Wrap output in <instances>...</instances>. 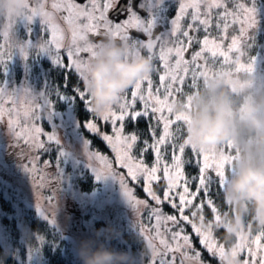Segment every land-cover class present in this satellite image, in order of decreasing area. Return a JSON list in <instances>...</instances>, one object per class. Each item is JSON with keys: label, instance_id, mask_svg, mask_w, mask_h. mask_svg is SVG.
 Here are the masks:
<instances>
[{"label": "snow or ice", "instance_id": "6c2138e0", "mask_svg": "<svg viewBox=\"0 0 264 264\" xmlns=\"http://www.w3.org/2000/svg\"><path fill=\"white\" fill-rule=\"evenodd\" d=\"M119 3L120 0H83V3H77L76 0H52V11H46L45 4L37 0L35 6L29 3L24 19L32 22L35 17L41 18L42 23L46 25L47 33L51 34V39L42 41L41 49L48 51L56 63L63 64L67 69L78 73L79 76L83 75L88 61L96 55L97 49L100 47V44L88 41L90 33L103 37H120L121 40L128 42L131 40V50L136 53L146 49L154 56V50L159 48V59L163 62V69L157 70V72H162L159 75V85L155 89L153 88L152 74L142 77L132 86L130 93L128 89L122 93L120 102L115 108L110 107L105 113L98 116L110 125L112 132L111 135L103 134L102 139L115 153L119 165L127 170V176L137 182L144 181V191L156 207L148 206L147 201L137 200L128 187L126 178L114 171L111 162L99 153H89L90 165L98 177L113 175L119 179L125 196L138 215L141 206L149 207L148 219L155 220L154 235L149 234V229L144 227L139 219L136 227H138L142 238L158 240L159 245L162 246L163 250H158L157 243H155L150 264H176V252L180 253V264H204L201 253L191 244V236L186 233L185 225L192 228V234L199 239L201 246L210 256L214 258L223 256V244L215 239L210 230L205 231L201 224L197 223V220L205 219L200 213L207 206L214 214V218L219 221L221 210L211 196L213 176L209 172H214L216 182L220 187H223L226 182L225 167L226 165L231 166L236 155L225 154L223 149H220L218 153L203 151L189 139L183 138L181 133L188 118L182 113H175L172 104L177 97H186L190 106L191 96L184 92L186 81L190 79L191 83L188 87L198 89L201 80L204 81L216 74L208 67V54L214 61L222 57L224 64H234L236 72H254V58L247 64L242 63L240 58L245 55L242 50L243 42L248 37L249 31L257 24L256 8L238 3L237 11H232L228 9L224 0H179L178 12L171 21L170 32L161 36L154 35L155 19L141 18L133 9V0H128L125 5L116 9V5ZM139 7L143 8L145 4L142 3ZM202 7L204 8L203 12L201 11ZM220 8H223V11L217 13L216 28L218 30L226 34L232 24H240V35L230 37L231 43L227 45L226 51L222 50L221 43H217V40L223 41L225 36L210 39L209 35L213 10ZM113 10L127 13V18L120 22L109 19L108 13ZM61 11L66 13L62 19L66 21L71 32V39L67 45L63 43L64 30L55 22V13ZM189 15L191 23L186 26V30H182L181 21ZM15 23L9 19L4 28L3 36L6 45L0 44V63L10 59L17 47L20 48L23 55H28L26 46H22L18 42L7 43L10 30ZM130 30L145 34L147 39H132L129 35ZM201 30L205 32L202 40L195 35ZM170 37H175V39L171 40ZM195 44L200 45L199 50L192 51L190 58L186 59V52ZM62 49L65 50L69 60L67 64L64 63V57L60 54ZM79 53H89V59L87 61L80 59ZM230 53L237 54L234 61L231 59ZM172 57H175L174 63L171 62ZM221 72L229 77L232 75L231 72ZM144 85L146 87H143ZM78 88V86H74V90ZM79 94L90 105L86 91L79 89ZM37 100L27 87L20 90H9L4 84H0V121L5 115L8 116V129L15 138L17 146L23 140L30 149L44 152L48 142L56 141L58 143L59 141L55 134H45L43 128L36 123L40 120L41 112L45 106V102L36 103ZM138 103L139 109L136 107ZM8 104H11L12 107H6ZM14 113L15 115H13ZM21 116L28 119L27 125L21 124ZM142 119L148 125L147 137L141 140V135L135 131L129 134L124 133L126 121L137 123ZM87 127L93 133L100 131L94 120L89 121ZM158 128L160 129L159 135H157ZM41 136H45L46 140L41 139ZM137 143H142L143 147L139 149L140 155L134 156L132 152ZM226 145L238 152L231 142ZM189 148L193 156L190 159H185L186 149ZM148 153L153 156L151 165L147 164L144 159ZM166 155H170V161L165 159ZM28 159L29 163L25 164L24 168L32 175L34 183L37 180L40 181L38 186L45 187L60 181L59 171L55 173L54 178L49 177L44 171L51 166L52 161H44L43 165L39 166L38 157H29ZM95 160L104 162L103 169L93 166L91 161ZM189 164L198 168L196 175L189 176L185 173V166ZM191 182H196L195 191L190 187ZM153 184L161 187L162 196L153 190ZM55 191V189H51L52 194L44 198L51 211H46L39 203L37 204L38 211L52 223H55L58 206ZM201 193L204 194L202 199H200ZM198 199L199 202L194 203ZM164 204L171 207L174 214H165L163 212ZM186 211L190 212V215H186ZM161 226L164 228L163 232L160 231ZM165 233L170 234L171 241L175 244L174 248L165 238ZM41 239L43 238L41 237ZM262 239H264V231L259 232L255 237L241 235L237 248L233 249V255L246 251L251 259H245L243 264H264Z\"/></svg>", "mask_w": 264, "mask_h": 264}, {"label": "rangeland", "instance_id": "374dc122", "mask_svg": "<svg viewBox=\"0 0 264 264\" xmlns=\"http://www.w3.org/2000/svg\"><path fill=\"white\" fill-rule=\"evenodd\" d=\"M224 2L227 4L228 9L232 11H237L236 6L238 3H243L247 7L254 6L256 8L257 24L249 31L248 37L243 42L244 47L242 50L245 52V55L240 59L242 63L247 64L249 60L251 61L254 58V72L256 74V78L260 83H264V0H254V3L253 0H224ZM222 11L223 8L213 10L211 30L213 37H211V39H215V35H217V37L219 36L220 30L216 28L218 19L217 13ZM2 22L6 25L8 23V21H0V24ZM35 23V28L39 34V43L41 45L42 41L49 40V37L47 36V38H45L42 35L41 29L43 24L41 19H36ZM4 28L0 29V32H3ZM27 28L29 29L28 25ZM239 30L240 24L236 23L230 26L226 34L223 32V36L226 38L223 41L217 40V43L222 44V50H227V45L231 43V36L240 35ZM69 33L70 35L68 36L64 35L63 43L65 45L70 42L71 32L69 31ZM16 42L22 46L27 44V48H29V45L31 44L30 38L22 28V23L20 20L17 25L16 23L14 24L12 36H9L7 41V43ZM0 44L6 45L3 35L1 36ZM255 45L258 46V50L252 57H249L250 50L253 49ZM198 50L199 48L196 49V51ZM28 51V55L25 56L22 54L20 48L17 47L10 59H6L3 63H0V71L4 70L6 75H8V78L1 81V83L10 90H20L27 87L38 99L36 103L45 102V106L41 112L40 120L36 121V123L43 128L45 134H55L59 142H48L44 152L30 149L25 145L23 140H21L19 142V146H17L15 138L8 129V116L5 115L2 121H0V202L5 201L6 206L9 207L8 210L3 208L7 218L10 220H16L18 226L22 229L19 231V233L21 239L25 241L27 246V251L24 252L26 254L23 260L24 264H47V262L43 260L44 257L37 246L39 241L42 240L41 237L43 235H36L37 232L34 233L30 228V222H33V215H37L40 218L47 220L50 226L59 230L61 233H64L62 236L70 243L75 264H81V261L78 258V246L80 241L88 238H96L97 230L107 229L109 226L118 230L116 237L108 241L112 247L118 250H125L139 254L142 248V236L138 232V227H136L137 220L139 219L140 223L149 229V234L154 235L155 220L148 219L149 207L141 206L138 215L125 196L119 179L113 175L101 177L97 176V173L90 165L89 153L97 152L110 161L112 169L126 178L127 185L132 190L134 197L137 200L147 201V205L150 207H156L154 202L146 195L144 191V181L140 180L137 182L128 177L127 170L119 165L117 159L115 158V153L111 148L110 149L112 153H107L99 149H95V147L92 145L91 137L87 134L86 130H89L88 132L92 131L87 127V123L91 120H94L100 130L99 133L101 135H111V127L107 129L106 122L97 118L95 113H93L94 116L91 119L82 121L73 109V99L68 102V108L59 110L52 105L50 98L51 90L49 89V86L47 87L46 83L44 87L47 89L36 88L38 84L37 82L33 83L35 81H31L32 77L30 76L31 59L37 54L45 56L50 53L48 51L42 50L41 48H35L34 46ZM155 53L156 55H159V50H155ZM60 54L65 55V50L62 49ZM208 55V67L212 72L217 73L225 71L231 72L232 74H239L243 72H236L234 64H224L222 57L214 61L210 54ZM230 56L234 61L237 54L230 53ZM174 60L175 57H172L171 62L174 63ZM9 61L18 62L22 65L23 69L26 68V72L29 75L30 81L26 82L25 80H21L18 84L11 85L10 80H14V74H12L10 70L11 64H7ZM143 87H146V85ZM85 106L91 109L90 105L86 102V99ZM6 107H12V105L8 104ZM13 115H15V113ZM28 123V119L21 116V124L27 125ZM124 133L129 134L125 131V129ZM41 139L46 140V137L41 136ZM4 144L5 146H9L8 144H10L14 147H17L19 154L23 153L21 157H26V161L19 162L18 160H20L19 158L21 157L17 156L14 160H17L14 168L9 169L8 167L4 166V163H6L7 159L6 156H4ZM220 149H223L225 154L235 155L234 149L228 148L227 145L221 146ZM41 152L43 155H41ZM38 153H40L39 155L41 158ZM132 155L138 156L135 152H132ZM29 157H38L39 166H42L44 161H52L51 166L44 169V171L51 178H54L55 173L59 171L61 177L60 181L58 183H51L45 187L38 186L40 184L39 180L34 183L32 180V175L29 174L24 168V165L29 163ZM91 163L98 169H103V161L95 160L91 161ZM146 163L149 165L152 164L147 161ZM229 170L230 165H226L225 175L228 174ZM87 172H91L93 177L96 178H94V180L98 181L93 190L85 189L82 183L85 182V179H87ZM209 174L213 176V184L218 185L214 172L210 171ZM152 187L157 194L162 196L160 186L153 184ZM51 189L56 190L55 196L57 197L58 205L55 223H52L50 219H46L45 215L37 209V204L39 203L46 211H51L48 202L44 199L45 197L52 194ZM53 203H55V201H53ZM13 209L14 211H12ZM0 210L2 211L1 208ZM163 212L165 214H174L173 210H171L172 213L167 211L165 204L163 205ZM185 214L190 215V212L186 211ZM200 214H202L206 220H210L214 217V215L212 218L210 216L208 217L204 210H202ZM3 217L6 218L4 215H2V218ZM4 222H6V220L0 221V242L6 248L10 249L14 247L11 237H14L15 235L10 233L9 237H7V229H5ZM197 222L199 221L197 220ZM187 230L188 229H186V231ZM8 231L10 230L8 229ZM173 231H175V229H173ZM220 233L222 237V230ZM258 234L259 232H254L252 237H255ZM167 235L169 237L165 236V238L171 240L170 234ZM155 242H158V250L162 251L163 249L162 246L159 245V241L157 240ZM219 242L222 243V240ZM237 243H239V239L237 240ZM261 243L264 244V239L261 240ZM15 253L16 255L19 254L17 251H15ZM21 257L22 256L19 255V258ZM239 257L242 261L245 259H251L246 251H241L239 253ZM169 259H171V256H169ZM144 264H150V258H147L144 261ZM176 264H180V258L176 259Z\"/></svg>", "mask_w": 264, "mask_h": 264}, {"label": "clouds", "instance_id": "9594fccd", "mask_svg": "<svg viewBox=\"0 0 264 264\" xmlns=\"http://www.w3.org/2000/svg\"><path fill=\"white\" fill-rule=\"evenodd\" d=\"M29 3L0 0V21L11 19L17 25ZM99 44L79 76L97 116L116 106L122 93L138 80L158 70L151 52H133L128 41L108 36ZM189 95L190 106L186 97H177L172 104L175 113L188 118L184 124L186 139L203 151L218 153L229 142L238 149L222 187L225 207L219 221L214 217L198 221L213 235L222 230L224 253L217 257L218 264H243L239 254L233 255L237 240L241 235L251 237L264 231V83L257 80L255 72L243 71L231 77L217 72ZM117 232L109 226L97 230L96 238L81 240V264H144L153 255L156 242L147 238H142L139 254L112 247L108 241ZM6 256L0 255V264Z\"/></svg>", "mask_w": 264, "mask_h": 264}, {"label": "trees", "instance_id": "16d2710c", "mask_svg": "<svg viewBox=\"0 0 264 264\" xmlns=\"http://www.w3.org/2000/svg\"><path fill=\"white\" fill-rule=\"evenodd\" d=\"M1 39V35H0ZM258 50V46L255 45L253 49L250 50L249 57H252ZM64 57V63H69V60L65 55H61ZM10 65V70L12 74H14V80H10L11 85L18 84L21 80L30 81L29 75L26 72V68L23 69L22 65L17 64L18 62H11L9 61L7 64ZM155 63L157 65V69H163L162 61L159 59V56H155ZM31 81H35L33 83L38 84L36 88L38 89H47L44 87L45 83L47 87L49 86L51 90V102L54 107H56L59 110H64L68 108V102L73 99V109L78 114L79 118L84 121L86 119H91L94 116V112L89 109L87 106H85V98H82V96L79 94V89L83 90L82 82L79 78V74L75 71L67 69L63 64L56 63L51 55L49 56H41V55H34L31 59ZM162 74V72H154L152 73V80H153V86L154 88L159 85V75ZM8 75H6V72L3 70L0 71V84L1 81L4 79H7ZM191 83L190 79L186 81V84L184 86V92L186 94H190L193 91L197 89H192L188 87V85ZM202 83V80L199 82V86ZM74 86H78L79 88L74 90ZM10 90V89H9ZM132 87L129 88V93L131 92ZM76 98V99H75ZM137 109H139L140 105L139 103L136 105ZM96 117V115H95ZM97 118H99L97 116ZM100 119V118H99ZM147 122L145 120H139L137 123L133 122H125V131L127 133L137 132L141 135V140H143L145 137H147ZM106 128L109 129L110 125L106 123ZM174 130V127H173ZM89 130H86L87 134L90 135L92 145L95 147V149H99L103 152L112 153L111 149L108 145V143L102 139V135L100 133L94 134L92 132H88ZM157 134H160V129H157ZM183 138H186V130L185 126H183V130L181 133ZM150 139V137H149ZM182 142V141H181ZM3 143V142H2ZM9 146L3 145V151L5 152L4 156H7L9 154L10 157H12L11 152H15L14 157L10 159H6V163H4V166H11L14 168L15 164L17 163V160L15 158L17 156H22L19 154V150L12 151L11 148H15L14 146L8 144ZM5 147V148H4ZM143 147L142 143H137L136 147L133 149V152H135L138 156L140 155L139 149ZM170 151V150H169ZM40 153H38L39 155ZM41 155L42 152H41ZM40 156V155H39ZM193 156V153L191 149H186L185 152V159H190ZM166 159L170 160V155L165 156ZM144 159L147 162L152 163L153 162V156L151 153H148L144 156ZM19 162H24L23 160H18ZM185 173L189 176L196 175L198 173V168L193 165L189 164L185 166L184 169ZM95 177H93V174L91 172H87V179H85V182H82L84 185V188L87 190H93L97 180H94ZM1 179V177H0ZM96 179V178H95ZM191 189L195 191L196 188V182H191L190 185ZM97 189V188H96ZM141 190V189H140ZM139 190V191H140ZM159 190V189H158ZM142 191V190H141ZM204 196L203 193H201L200 199H202ZM211 196L214 199L216 205L220 208V210H223L225 205L223 201L222 196V187L216 184H212L211 186ZM199 199L195 201L194 203H198ZM0 221H5V229H7V237H9V234L12 233L15 236L11 237V241L14 243V247L8 249L6 248L1 242H0V255L7 253L6 258L4 259V264H24L23 260L25 258V251H27V246L24 240L21 239L19 231L22 229L18 226L16 220H10L7 218V216L4 213V210H8L9 207L6 206L5 201L0 202ZM167 211L170 213L171 210H173L171 207H169L167 204H165ZM205 214L209 217H213V213L209 207L203 208ZM14 211V209L12 210ZM31 211V210H30ZM174 212V210H173ZM2 215H4L6 218H2ZM9 223H8V222ZM199 223V222H197ZM15 226V227H14ZM30 228L32 231L36 233V235H43L42 240L38 243V248L40 249L42 256L44 257L43 260L47 262V264H75L74 257L71 252V246L70 243L63 238V234L59 230L55 229L54 227L50 226L47 220L42 219L38 217L37 215H33V222H30ZM185 228L188 229L186 233L191 236V244L193 247L196 248L197 251L201 253V259L202 261L206 262V264H218V259L210 256V254L201 247V244L199 242V239L193 235V230L190 226L185 225ZM8 229L10 231H8ZM221 231V230H220ZM220 231L216 232V237L218 241L221 239V233ZM193 235V236H192ZM220 239V240H219ZM175 247V246H174ZM199 248V249H198ZM15 251L19 252V254L16 255ZM183 251V250H181ZM179 253V252H178ZM180 254V253H179ZM19 255L22 257L19 258Z\"/></svg>", "mask_w": 264, "mask_h": 264}, {"label": "flooded vegetation", "instance_id": "af4514ba", "mask_svg": "<svg viewBox=\"0 0 264 264\" xmlns=\"http://www.w3.org/2000/svg\"><path fill=\"white\" fill-rule=\"evenodd\" d=\"M39 2L44 3L45 4V10L46 11H52L51 9V3L52 0H39ZM77 3H83V0H76ZM128 2V0H120V3L116 5V9H119L121 6L125 5ZM30 3L32 4V6H35L37 3V0H30ZM144 3L145 7L141 8L139 7L140 4ZM178 6H179V0H133V9L140 15L141 18H144L146 20H150V19H155L156 23H155V27H154V35H167L170 32V29L172 27L171 25V21L174 19L175 15L178 12ZM190 12L192 10H189ZM201 11H204V8L202 7ZM66 15V13L64 12H56L55 16H56V20L55 22L58 23L60 25V27L64 30V35L68 36L70 35L69 33V27L66 23V21H64L62 19V17ZM108 17L109 19L115 21V22H120L123 21L124 19L127 18V13H120V12H116L115 10L110 11L108 13ZM36 19H41L40 17H35L34 20L32 22H28L23 18L20 19L21 23H22V28L25 30V33L28 34V37L30 38V42L31 44L29 45V48H27V51L32 48L33 46L36 48H41L40 47V43H39V34L37 33L36 30V23L35 20ZM42 22V20H41ZM84 22V21H82ZM191 23V19H190V15L186 16L182 21H181V26H182V30H186V26ZM43 24V23H42ZM5 23H1L0 24V29L5 27ZM27 25L29 27V29L27 28ZM212 27L210 29V39L212 36ZM42 35L47 38V36L49 37V39H51V34L50 32L47 33L46 31V25L43 24V27L41 29ZM13 33V27L10 30V34L9 36H12ZM0 35H3V32H0ZM129 35L132 39H139V40H146L147 37L145 36V34L138 32L136 30H130ZM195 35L198 36V38L200 40L203 39L205 32L203 30L199 31L198 33H195ZM219 36H223V32L220 31ZM108 37H103V36H96L93 34H88V41L90 43H94V44H99L100 42H102L103 40H105ZM115 39L121 40L120 37H113ZM214 38H217V35L214 36ZM169 39L174 40L175 37H170ZM181 39H183V37H181ZM131 43V40L129 41ZM27 44H25L26 46ZM171 46V45H170ZM197 48H200L199 44H195L192 46V48L186 52L185 54V58L188 59L190 58L191 52L192 51H196ZM155 50H159V48L155 49ZM154 50V53H155ZM142 51H145V53L147 52V50L143 49ZM29 52V51H28ZM40 55V54H37ZM45 55V56H49ZM79 58L87 61L89 59L90 54L89 53H79L78 54ZM156 53L154 55L155 58ZM159 56V55H158ZM19 64V63H17ZM21 65V64H19ZM163 65V62H162ZM18 148H11L12 151H16ZM11 154H15V152H11ZM13 157V155H12ZM9 156V154L6 156L7 159L12 158ZM41 158V156H40ZM23 161H26V157H21L19 158ZM6 167H8L9 169H12V165L9 167L6 164ZM0 177H1V171H0ZM161 232H163V226H161L160 229ZM165 236L169 237L167 235V233H165ZM193 236V235H192ZM168 239V238H166ZM169 243L172 244V247L175 245L171 240H169ZM158 244V242H157ZM176 257L179 259L180 255L178 252H176Z\"/></svg>", "mask_w": 264, "mask_h": 264}]
</instances>
